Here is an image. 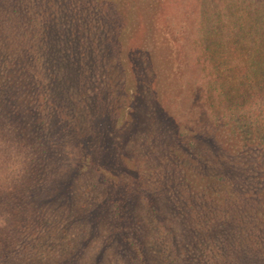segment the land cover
Instances as JSON below:
<instances>
[{
    "label": "trees",
    "instance_id": "obj_1",
    "mask_svg": "<svg viewBox=\"0 0 264 264\" xmlns=\"http://www.w3.org/2000/svg\"><path fill=\"white\" fill-rule=\"evenodd\" d=\"M163 4L0 0V264H264V22L244 12L255 41L219 39L213 64L202 47L201 66L228 69L205 81L228 120L209 132L154 101L151 140H132L114 99L142 49L151 107L145 69L173 50ZM12 144L27 166L9 180Z\"/></svg>",
    "mask_w": 264,
    "mask_h": 264
},
{
    "label": "rangeland",
    "instance_id": "obj_2",
    "mask_svg": "<svg viewBox=\"0 0 264 264\" xmlns=\"http://www.w3.org/2000/svg\"><path fill=\"white\" fill-rule=\"evenodd\" d=\"M244 12L245 14L247 12L250 18H256V22L263 23L264 0H164L160 23L171 39L173 50L164 52V57L161 60L154 62V64H147L148 67L145 69L155 74L153 83H151V91H154V94L151 93L153 97L151 107L142 96L143 83L147 81L145 72L143 71L144 75L138 67L147 60V55L141 53L142 49L133 48L128 52L129 55L131 53V62L137 73L131 72V84L128 87L124 86L122 88L123 93L120 92L114 99L116 100L113 106L115 112L112 113L113 115L117 113V123L126 125L124 124L126 122L129 125L132 124V119H137V123L128 128L132 140H137L138 134H141L146 141L151 140L152 126L147 119H153L149 113L155 108L154 101L158 104L156 107H160L168 116L174 115V113L180 115L176 118L187 121L194 128L206 125L209 132L215 122L221 123L228 120L218 119L217 108H214L216 105L221 109L226 104L225 101L223 103L211 101L208 98L209 93H206L210 92L211 94V91L206 89L211 90L212 88L209 87V82L205 81L210 75L212 76V73L215 76L214 71L217 70L214 67L210 69L207 65L201 66L205 61L201 50H203L202 47L209 48L204 53L207 57L206 61L209 59L213 64L215 56L218 55L213 54L216 52H212L215 49V44L217 42L223 43L219 39H225L228 42L235 41L237 44H240L239 41L250 42L254 40L255 37L253 36L242 39L246 30V19L242 18ZM256 36L259 43L263 42L264 37ZM223 44L227 43L224 42ZM225 69L227 68L221 67L220 71L217 72L223 74ZM201 75L204 76L198 80V76ZM195 82L201 83L204 96L197 100L196 106H191V93ZM133 102L136 103V108ZM238 103L243 104L237 109L241 113H245L252 104L248 101L244 104L243 100H239ZM255 109H259V105H256ZM201 110L204 113H201ZM220 130L213 132V134L222 132ZM225 132H222V136L226 135ZM163 136L157 141V146L160 141H163ZM141 140L143 139L141 138ZM149 147V145L143 146L145 151H149ZM180 226L181 222H178L176 228H180Z\"/></svg>",
    "mask_w": 264,
    "mask_h": 264
},
{
    "label": "clouds",
    "instance_id": "obj_3",
    "mask_svg": "<svg viewBox=\"0 0 264 264\" xmlns=\"http://www.w3.org/2000/svg\"><path fill=\"white\" fill-rule=\"evenodd\" d=\"M8 151L11 157L10 163L6 170V179H12L13 177H19L23 174L27 166L26 150L19 145L12 144L8 147Z\"/></svg>",
    "mask_w": 264,
    "mask_h": 264
}]
</instances>
